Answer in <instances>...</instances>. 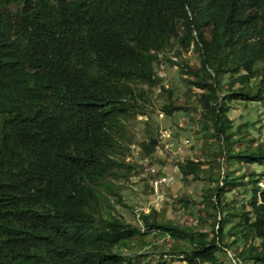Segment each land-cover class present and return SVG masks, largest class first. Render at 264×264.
Wrapping results in <instances>:
<instances>
[{"label":"trees","instance_id":"trees-1","mask_svg":"<svg viewBox=\"0 0 264 264\" xmlns=\"http://www.w3.org/2000/svg\"><path fill=\"white\" fill-rule=\"evenodd\" d=\"M163 58L190 74L197 126L222 168L199 157L178 165L183 178L209 183L197 228L153 208L127 220L103 197L129 206L120 190L143 171L127 161L132 143L157 161L151 88ZM161 86L165 115L193 109ZM233 99L264 103V0H0V264H264V142L234 148L244 125L232 129ZM253 163L257 173L232 174ZM225 186L251 193L227 231L235 211L220 199ZM153 231L172 247L146 239Z\"/></svg>","mask_w":264,"mask_h":264},{"label":"rangeland","instance_id":"rangeland-1","mask_svg":"<svg viewBox=\"0 0 264 264\" xmlns=\"http://www.w3.org/2000/svg\"><path fill=\"white\" fill-rule=\"evenodd\" d=\"M174 55L173 52H170L167 57L175 61L176 58H174ZM183 56L190 67L193 68L199 65L198 57L194 51H184ZM180 68H182V66L178 67L176 65H171L165 61V59L159 61L155 65L154 71L155 74L162 79V82L151 88V99L153 102V107L151 108V118L153 120L152 127L156 130L157 135H161L164 132L170 134L169 137H162V145H157L156 151L158 155L156 158H161V160L159 161L157 159L156 161L155 159L153 163H156V169L161 170L160 174L167 175L169 178L167 181L168 184L161 185L158 183L157 190L154 192L153 181L156 179L157 174L151 173L146 163L145 165L140 163L142 160L140 159L139 148L136 143H132V155H129V157L128 155L126 156L128 159L127 161L130 163L138 162L140 166L142 165L143 171L139 172L136 176H130V178L125 181L124 188L120 190L122 201L129 206L117 203L115 198L108 193L103 194V197L107 198V201H109L106 206H111V210L109 211L114 214H120L124 216L125 219L128 218L127 220H136V214L139 210H143L144 213H149L151 208H153L156 213L159 214L158 216H160V218L162 216L164 219H169L180 227L189 226L197 228L198 226L195 224L197 216L205 217L206 215L205 205L203 203V189L209 185V183L205 182V186H202L204 184L203 181L183 178L178 165H181L186 159L196 161L199 157L203 161V168H209L211 164L215 171L218 169L219 172L222 171L221 166L217 163L219 158L214 155L215 151L211 152L209 148H206L207 146L205 145L203 136L201 138L202 131L200 128L197 129L196 127V118L199 112L195 109V96L199 92L195 90V93L192 94V84L191 82H187L190 74L187 72H179ZM228 76L223 78L222 83L229 81ZM161 85L172 90L171 98H173L175 105H185L186 101H189L193 109L188 112L177 110L170 116L165 115L160 108L166 100ZM238 86L239 84L235 83L232 90H235ZM143 88L144 90L146 89L147 93L148 87L143 86ZM229 103L230 107L227 114L231 119L232 129L235 130L237 127L244 125L240 130V132L243 133V139L237 141V146H234V148L244 149L249 145L250 141H253L255 144H262L264 142V103L238 101L235 99L231 102L229 101ZM145 117L146 116L141 114L135 117L134 122L137 130L135 135L136 142L140 141L144 136L142 129L144 127ZM245 122H247V124H245ZM183 138L188 139L186 144H182ZM181 146L182 148L179 149ZM261 168L262 167L256 163L240 167L237 166L232 174L238 177L242 173L249 174L252 173V171L257 173ZM260 184L263 183L260 182ZM225 189V193L222 194L220 199L225 203L233 201L232 204L235 211L230 215V220L224 227V231H227L231 225L238 222L240 213L244 211V209L246 211V209L250 207L249 197H251V193L243 197L241 196L242 194L238 193V187L230 188L225 186ZM183 196L187 197L189 201L186 208L183 207L182 203H179V200ZM244 203L246 207H244ZM106 209L107 207L105 210ZM202 229L211 232L210 222H205ZM150 238H152L154 242L161 244V246L165 244L166 247H172V240L169 236L160 237L153 231L146 237V239ZM228 238V241H233L231 236ZM145 247L150 248L152 244H147ZM220 256L225 261L227 260V254L219 255V257ZM185 263V261L178 262V260L172 262L169 258L167 264ZM233 264L236 263L233 262Z\"/></svg>","mask_w":264,"mask_h":264},{"label":"clouds","instance_id":"clouds-1","mask_svg":"<svg viewBox=\"0 0 264 264\" xmlns=\"http://www.w3.org/2000/svg\"><path fill=\"white\" fill-rule=\"evenodd\" d=\"M175 58V57H174ZM195 104H196V101H195ZM195 107H197V104L195 105ZM199 113H200V109H196ZM199 116H200V114H198V117L196 118V121H198V118H199ZM196 127H197V129H198V126H197V124H196ZM170 136V134L168 133V132H164V133H162L161 135H157V137H156V148H157V145H162V137H169ZM201 138H202V132H201ZM184 139V138H183ZM187 141H188V139H184V140H182V144H186L187 143ZM134 144V143H133ZM132 144V145H133ZM132 145H131V147H132ZM156 148H155V152H154V154H155V156H157L158 154H157V151H156ZM180 148H182V146L181 147H179V149ZM132 149V148H131ZM164 150V149H163ZM182 150V149H181ZM159 161L161 160V158L159 159V158H157ZM128 160V159H127ZM142 160V162H140L142 165H145V163L147 164V166H149V171L151 172V173H153V174H157V177H156V179L153 181V187H154V192L157 190V184L159 183V184H161V185H167L168 184V177H167V175H163V174H160L161 172V170L160 169H156V163H153V161H151V162H149L148 160H147V158H144V159H141ZM146 169V168H145ZM160 185V186H161ZM160 189H161V187H160ZM160 189H159V193H160ZM158 193V194H159ZM142 212H143V210H142ZM141 226V225H140ZM228 254V257H231L232 255H231V253L230 252H228L227 253ZM167 257V256H166ZM168 260H169V258L167 257V261H166V264L168 263ZM176 260H178V259H176ZM176 260H174V261H176ZM179 261H182V260H178V262ZM184 261V260H183ZM182 261V262H183ZM173 262V261H172Z\"/></svg>","mask_w":264,"mask_h":264}]
</instances>
